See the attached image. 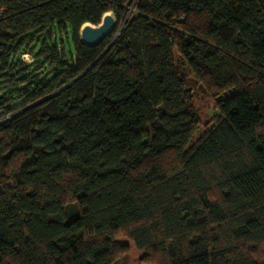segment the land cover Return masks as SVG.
Here are the masks:
<instances>
[{
    "label": "trees",
    "instance_id": "obj_1",
    "mask_svg": "<svg viewBox=\"0 0 264 264\" xmlns=\"http://www.w3.org/2000/svg\"><path fill=\"white\" fill-rule=\"evenodd\" d=\"M0 8V264H111L123 236L146 264H264V0ZM106 12L114 30L82 44ZM189 76L217 110L193 145Z\"/></svg>",
    "mask_w": 264,
    "mask_h": 264
},
{
    "label": "rangeland",
    "instance_id": "obj_2",
    "mask_svg": "<svg viewBox=\"0 0 264 264\" xmlns=\"http://www.w3.org/2000/svg\"><path fill=\"white\" fill-rule=\"evenodd\" d=\"M41 35H45V39L48 42L52 41V39L56 37L57 40L60 41L57 43L56 47L58 50H61L62 52L66 50V48H64V45L65 47L70 46L72 48L70 30L67 31V34L61 33V34H58V36H56L53 29L50 28V29H45V32ZM114 36L115 34L113 35V37ZM34 37H36L37 41L38 40L42 41L41 40L42 36H40V33H37ZM113 37L107 38L106 40L108 41L107 47L110 46V44L112 43ZM78 38H79V33H78ZM35 42L36 40L34 41L33 39L31 44L27 45L24 51L28 53H32V52L34 53L38 48V43H36V46H35ZM34 48H35V51H34ZM175 59H176L180 72L187 73L188 70L184 62L180 60L178 57H176ZM29 65L30 66L28 68V71H29L28 77H32L33 79L38 78V76L41 75L42 71L45 70L42 65V61L40 59H35L34 61L30 62ZM47 68H48L47 71H50V67H47ZM17 69H19V67ZM189 83L192 87L191 92H190L192 95V104L199 118V125L191 140V144L193 145V144H196L197 141L204 134V132L211 127V125L213 124L216 118L217 110L215 108L214 99L212 97H209L207 91L201 86L200 83L194 80L191 76H189ZM1 91H4V90H1ZM120 240H121V243H125L128 246V253L117 258L111 264H146L141 261L143 252L137 250L133 242L130 239H128L126 236H123ZM241 248L244 250V246H241ZM252 255H254L257 258H264V242H260L256 245L255 252H253Z\"/></svg>",
    "mask_w": 264,
    "mask_h": 264
},
{
    "label": "water",
    "instance_id": "obj_3",
    "mask_svg": "<svg viewBox=\"0 0 264 264\" xmlns=\"http://www.w3.org/2000/svg\"><path fill=\"white\" fill-rule=\"evenodd\" d=\"M114 17L110 12L102 15L100 23L91 24L89 22L81 25L79 29V39L86 46L98 45L102 38L110 33L114 28Z\"/></svg>",
    "mask_w": 264,
    "mask_h": 264
},
{
    "label": "built area",
    "instance_id": "obj_4",
    "mask_svg": "<svg viewBox=\"0 0 264 264\" xmlns=\"http://www.w3.org/2000/svg\"><path fill=\"white\" fill-rule=\"evenodd\" d=\"M4 11H5L4 8H0V17L3 15ZM20 59L22 61H24V62H30L32 60V58L29 56L28 53H22V54H20Z\"/></svg>",
    "mask_w": 264,
    "mask_h": 264
}]
</instances>
